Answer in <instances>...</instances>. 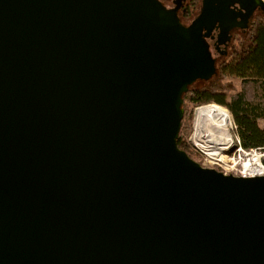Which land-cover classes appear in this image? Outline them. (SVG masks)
Instances as JSON below:
<instances>
[{
	"label": "water",
	"instance_id": "water-1",
	"mask_svg": "<svg viewBox=\"0 0 264 264\" xmlns=\"http://www.w3.org/2000/svg\"><path fill=\"white\" fill-rule=\"evenodd\" d=\"M202 0H0V264H264V176L177 147L181 94L215 74ZM221 38V39H220Z\"/></svg>",
	"mask_w": 264,
	"mask_h": 264
},
{
	"label": "trees",
	"instance_id": "trees-1",
	"mask_svg": "<svg viewBox=\"0 0 264 264\" xmlns=\"http://www.w3.org/2000/svg\"><path fill=\"white\" fill-rule=\"evenodd\" d=\"M228 78L239 80V89L232 94L230 84L222 83ZM196 83L201 85L194 86ZM181 100L183 117L176 144L189 157L192 151L186 136L190 132L192 109L206 103L227 108L244 148L264 147V126L258 125V121L264 122V14L253 20L248 33L231 46L225 57L215 61V74L207 81L189 85Z\"/></svg>",
	"mask_w": 264,
	"mask_h": 264
},
{
	"label": "built area",
	"instance_id": "built-area-1",
	"mask_svg": "<svg viewBox=\"0 0 264 264\" xmlns=\"http://www.w3.org/2000/svg\"><path fill=\"white\" fill-rule=\"evenodd\" d=\"M264 3V0H259ZM217 106L223 108L230 116L224 129L217 131L215 137L197 134L195 127V113L203 107ZM193 120L186 141L191 151L200 157L199 164L206 168H213L224 175L241 177L264 176V147L246 149L236 132V126L229 111L222 105L206 103L193 108ZM227 134V136H225Z\"/></svg>",
	"mask_w": 264,
	"mask_h": 264
},
{
	"label": "flooded vegetation",
	"instance_id": "flooded-vegetation-1",
	"mask_svg": "<svg viewBox=\"0 0 264 264\" xmlns=\"http://www.w3.org/2000/svg\"><path fill=\"white\" fill-rule=\"evenodd\" d=\"M161 7L165 10H175V16L183 26H188L192 20L197 17L201 9L202 0H157ZM228 10L235 17H229L228 22H234L237 26L231 28L227 34L222 38L223 44L217 42L218 36L221 32V26L216 23L213 25L212 30L206 34V30H201V38L207 50L214 57L215 61L219 57H225L231 45L234 44L236 39H240L242 36L248 33V30L253 20L259 15L263 14L258 9L248 11L245 7L240 5L239 2L231 1L228 5ZM221 39V38H220Z\"/></svg>",
	"mask_w": 264,
	"mask_h": 264
},
{
	"label": "bare ground",
	"instance_id": "bare-ground-1",
	"mask_svg": "<svg viewBox=\"0 0 264 264\" xmlns=\"http://www.w3.org/2000/svg\"><path fill=\"white\" fill-rule=\"evenodd\" d=\"M228 119L230 120V116L223 108L212 105L203 107L195 113L197 134H205L207 138H216L215 134L217 131L224 129Z\"/></svg>",
	"mask_w": 264,
	"mask_h": 264
},
{
	"label": "rangeland",
	"instance_id": "rangeland-1",
	"mask_svg": "<svg viewBox=\"0 0 264 264\" xmlns=\"http://www.w3.org/2000/svg\"><path fill=\"white\" fill-rule=\"evenodd\" d=\"M170 2V0H166V2ZM237 42H238V39H236V41L234 42V45H237ZM232 46V45H231ZM231 48V47H230ZM229 51H230V49H229ZM222 83L223 84H227V83H229L230 84V87H231V90L229 91V94H232V93H234L235 91H237L238 89H239V80L238 79H233V78H228V79H223L222 80ZM199 85H201L200 83H196V84H194V86H199ZM202 105H204V104H202ZM199 106V105H198ZM223 107H225V106H223ZM193 108H195V106L193 107ZM226 108V107H225ZM227 109V108H226ZM192 112H193V109H192ZM193 117H194V115H193V113H192V116H191V120H190V127H191V123H192V120H193ZM258 125L260 126V127H263L264 126V122L263 121H258ZM189 134V133H188ZM188 136V135H187ZM186 136V137H187ZM190 157L194 160V161H196V162H199V160H200V157L197 155V154H195V153H193V152H190Z\"/></svg>",
	"mask_w": 264,
	"mask_h": 264
}]
</instances>
